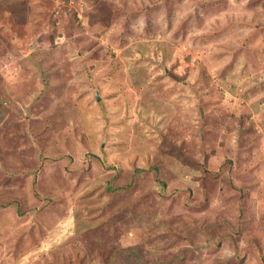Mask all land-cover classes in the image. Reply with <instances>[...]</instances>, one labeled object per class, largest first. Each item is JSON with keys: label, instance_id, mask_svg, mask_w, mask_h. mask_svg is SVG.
I'll use <instances>...</instances> for the list:
<instances>
[{"label": "rangeland", "instance_id": "374dc122", "mask_svg": "<svg viewBox=\"0 0 264 264\" xmlns=\"http://www.w3.org/2000/svg\"><path fill=\"white\" fill-rule=\"evenodd\" d=\"M0 264H264V0H0Z\"/></svg>", "mask_w": 264, "mask_h": 264}]
</instances>
